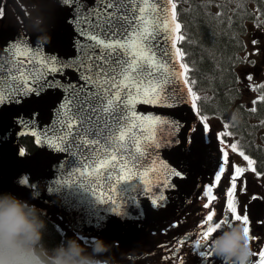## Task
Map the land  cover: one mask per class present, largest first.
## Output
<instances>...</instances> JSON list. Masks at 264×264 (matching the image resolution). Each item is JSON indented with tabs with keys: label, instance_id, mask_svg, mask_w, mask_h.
Instances as JSON below:
<instances>
[{
	"label": "snow or ice",
	"instance_id": "6c2138e0",
	"mask_svg": "<svg viewBox=\"0 0 264 264\" xmlns=\"http://www.w3.org/2000/svg\"><path fill=\"white\" fill-rule=\"evenodd\" d=\"M55 3L64 13L63 22L78 38L73 41V54L61 56L55 51L45 52L44 41L29 43L24 38H13V43L0 47V107L20 104L31 95L39 96L46 90H59L61 102L50 127L35 131L38 127L36 113H32L30 119L19 116L16 123L32 129L30 134L36 138V143L69 157L70 162L58 165L65 172L71 173L73 165L83 170L79 173L83 188L76 185L75 189L64 192L60 197L63 206L77 212L87 223L95 220L100 224L104 219L102 211L118 212V206L111 205L116 204L113 194L119 191L125 205L135 209L137 216H143L144 209L137 196L144 188L139 180L131 181L137 175L134 170L148 163L145 156L151 157L145 147L154 151L161 146L153 125H166L171 131H178L182 125L179 119L139 112L137 105L174 109L186 103L180 90L174 87L181 77L185 84L189 83L188 64H180L181 73L176 72L174 64V59L183 60L186 55L177 47L178 42L185 40V36L179 34L181 24L177 22V4L175 0H55ZM4 15L3 8H0V18ZM17 49L23 50V60L17 59ZM189 91L193 107H196L199 97L191 89ZM170 115L175 116V113ZM206 123L207 117H203L202 130ZM231 134L217 135L222 138ZM226 147L237 150L236 144ZM20 155H24L23 151ZM239 155L249 165L255 163L243 151ZM163 166L168 177L162 186L175 187L170 183L172 177L186 178L179 164L176 167ZM227 167L228 151H224L215 185L208 186L205 191L208 200L205 208L216 200L213 188L219 185ZM247 170L233 164L226 190L228 214L213 222L216 213L211 210L204 221L206 231L200 240L195 241L196 248L209 249L198 253L202 258L211 259L213 256L211 244L203 242L208 241L222 225L232 221L244 225L250 243L256 239L250 235L249 217L246 209L239 207L236 194L237 179ZM250 170L256 172L254 167ZM20 183L28 185V177L25 176ZM63 187L66 185L55 182L47 191L59 193ZM94 189L102 190L98 199H93L97 195ZM240 191H246V181L241 182ZM165 199L160 194L151 200V205L155 207L158 201ZM109 202L107 208L96 207L98 203ZM252 255L258 257L257 264H264V250Z\"/></svg>",
	"mask_w": 264,
	"mask_h": 264
},
{
	"label": "water",
	"instance_id": "95a60500",
	"mask_svg": "<svg viewBox=\"0 0 264 264\" xmlns=\"http://www.w3.org/2000/svg\"><path fill=\"white\" fill-rule=\"evenodd\" d=\"M63 15L64 13L60 11V18L54 22V25L58 28L65 27L66 29V41L64 46H62L63 48L60 50L54 49L45 44L44 50L45 52L55 51L58 55L68 56L73 54V41L78 38L72 28L63 22ZM177 22L179 21L177 20ZM13 38H24L29 43L32 41L39 43L37 40L40 37H24L14 27L0 29V47L13 43ZM177 47H179L178 43ZM17 59H24L22 49H17ZM181 63V60L174 59L177 73L183 72L180 67ZM174 87L178 88L186 99V103L179 105L177 108L168 109L155 105H137V111L139 112H144L146 115H163L168 119H179L182 125L178 131H171L166 125H153L156 131V139L161 141V146L154 151L152 148L145 147V151L150 153L151 157L149 159L148 156H145L148 163L143 168L134 170L137 175L131 181L135 183L139 180L140 185L144 188L143 193L137 196V201L144 209L143 216H137L135 209L128 208L125 205L124 201L120 199L121 194L119 191L113 194L116 204L111 205L112 207L118 206V212L102 211L101 214L104 219L100 224H97L95 220L92 223H87L82 220L77 212L65 209L60 197L64 192L75 189L76 185H80L81 189L83 188L82 177L79 174L83 170L77 169L73 165L71 173L65 172L58 165L70 162V158L63 153L54 152L44 144L36 143V138L30 134L33 130L23 128L16 123L19 116L30 119L31 114L36 113L35 121L38 127L34 130L39 132L45 127H50L55 120L56 108L61 102L62 93L59 90H46L39 96L31 95L20 104L0 107V193H13L18 198L26 201H29L28 195L34 194L45 202H55L78 232L100 234L110 240H118L128 235L142 232L148 224L168 219L189 200L198 183L193 164L187 154L189 135L193 129L196 107H193L192 96L189 91L190 87L184 83L182 77L176 80ZM170 113H175V116L170 115ZM147 126L146 124L145 127ZM185 133L187 140H185ZM22 137L34 138L37 146V150L34 153L26 155L25 150L18 143V140ZM149 143L152 142L150 141ZM21 151H23L24 155H20ZM177 164L184 170L183 174L186 178L180 180L172 177L170 183L175 185V187L162 186L168 177L167 169L163 165L176 167ZM25 176L31 179L32 185L35 184V187H32L30 183L28 185L20 183ZM55 182H59L61 186L66 185V187H63V190L59 193H49L47 188ZM94 191H96L97 195L93 199H98L102 190L94 189ZM160 194H163L166 199L162 202L158 201L157 206L153 207L151 200ZM110 204L111 202L98 203L96 207L104 209L109 207ZM161 204L163 206H160ZM126 208L127 214H125ZM42 211L45 214L47 213L45 209H42ZM35 256L38 264H46L36 253Z\"/></svg>",
	"mask_w": 264,
	"mask_h": 264
},
{
	"label": "flooded vegetation",
	"instance_id": "af4514ba",
	"mask_svg": "<svg viewBox=\"0 0 264 264\" xmlns=\"http://www.w3.org/2000/svg\"><path fill=\"white\" fill-rule=\"evenodd\" d=\"M15 2L27 19L35 20L37 24L25 23L12 2L0 0V8H3L5 13L0 18V28L14 26L8 25L7 19H18L20 24L17 27L24 35L42 28L47 36L53 37L52 24L59 19V9L55 0H15ZM245 74L244 82L248 85L249 93L248 106H251V103L256 105L264 100L261 99L264 97V87H261L264 85V63L250 66ZM219 133L228 132L219 127L209 132L196 128L191 137L189 156L196 166L199 185L189 203L175 216L161 223L149 224L141 233L115 241L104 240L110 248L109 251L101 253L102 261L106 264H222L214 253L211 259L202 258L198 253L209 249L196 248L195 241L200 240L202 233L206 231L207 225L204 221L211 210L216 213L213 222L222 220L228 214L226 190L229 188L228 177L233 173V164L249 169L237 179L236 194L239 207L245 208L249 217L250 235L256 237L250 243L252 252L264 250V130L254 133L237 130L222 138L218 137ZM232 144L237 145L236 151L226 147ZM224 151H228V167L219 185L213 188L216 200L212 201L209 208H205L204 205L208 202L205 191L208 186L215 185V176L222 163ZM240 151L255 163L249 165L239 155ZM253 167L256 172L250 170ZM242 181H246L244 192L240 191ZM232 223L241 224L238 221ZM225 226L226 224L222 225L221 229L203 243L211 244ZM257 261L258 257L252 255L251 264H257Z\"/></svg>",
	"mask_w": 264,
	"mask_h": 264
},
{
	"label": "trees",
	"instance_id": "16d2710c",
	"mask_svg": "<svg viewBox=\"0 0 264 264\" xmlns=\"http://www.w3.org/2000/svg\"><path fill=\"white\" fill-rule=\"evenodd\" d=\"M182 35L180 48L186 53L187 78L197 96L209 97L206 109L224 115L258 118L260 114L238 109L240 97L239 73L249 28L252 24L264 25V0H175ZM194 82V83H193ZM203 91V92H202ZM235 106V109H233ZM264 112L263 104L259 110ZM243 120V119H241ZM20 143L27 152L36 149L33 138L24 137ZM46 222L43 238L34 246L36 253L45 256L55 251L62 240L58 225L48 216L39 213ZM53 264V263H50Z\"/></svg>",
	"mask_w": 264,
	"mask_h": 264
},
{
	"label": "clouds",
	"instance_id": "9594fccd",
	"mask_svg": "<svg viewBox=\"0 0 264 264\" xmlns=\"http://www.w3.org/2000/svg\"><path fill=\"white\" fill-rule=\"evenodd\" d=\"M35 198V197H34ZM42 210L13 193H0V264H38L34 246L43 238L46 222ZM89 254L77 237H69L67 246L58 250L53 264H106L97 259L110 246L97 237ZM212 251L222 264H250L252 249L242 224H226L211 241Z\"/></svg>",
	"mask_w": 264,
	"mask_h": 264
},
{
	"label": "rangeland",
	"instance_id": "374dc122",
	"mask_svg": "<svg viewBox=\"0 0 264 264\" xmlns=\"http://www.w3.org/2000/svg\"><path fill=\"white\" fill-rule=\"evenodd\" d=\"M7 24L18 26L20 23L18 19H7ZM65 41H66V29L65 27H62L60 29L59 28L56 29L55 39L52 43L49 42V44L50 46L55 47L60 50L61 48H63L62 46H64ZM242 56H243L244 64L241 67V71H240L241 76L244 75V71L248 68L249 65L262 64L263 58H264V25L252 24L250 26L249 33H248L247 40H246L245 51ZM244 87H246V85L241 86V88H243L242 89V92H243L242 99L245 101V100H248V97L246 95V91ZM226 118H228V116ZM241 119L236 120V119L231 118L230 123L234 127H236L238 130H241V131H246L249 128L252 129L249 125L248 119L245 116ZM201 124H202V119H199V118L196 119L195 128L202 129ZM223 124L224 122L218 116L213 115V116L207 117L206 127L203 130L205 132H209L215 127H219V128L222 127ZM261 129L262 130H259L258 132H261V131L263 132L264 127ZM45 207L48 209L49 214L51 213L53 214V219L58 223L59 227L61 228L63 232V240H62L60 248L67 246V240L69 237H77L79 238L80 242L85 245L87 252L89 254L93 252L92 248H88V246H86V241L83 238L78 237L76 233L73 231V229L69 226L68 222L65 221V219H63V217L60 215V213L56 209V205L47 204L45 205ZM58 250L56 251L55 257L58 255Z\"/></svg>",
	"mask_w": 264,
	"mask_h": 264
},
{
	"label": "bare ground",
	"instance_id": "6f19581e",
	"mask_svg": "<svg viewBox=\"0 0 264 264\" xmlns=\"http://www.w3.org/2000/svg\"><path fill=\"white\" fill-rule=\"evenodd\" d=\"M49 37V36H48Z\"/></svg>",
	"mask_w": 264,
	"mask_h": 264
}]
</instances>
